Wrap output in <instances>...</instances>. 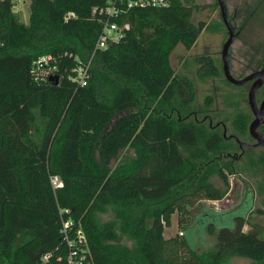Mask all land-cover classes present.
Listing matches in <instances>:
<instances>
[{"label": "trees", "instance_id": "trees-1", "mask_svg": "<svg viewBox=\"0 0 264 264\" xmlns=\"http://www.w3.org/2000/svg\"><path fill=\"white\" fill-rule=\"evenodd\" d=\"M28 1L22 21L0 0V264H65L59 229L68 217L85 234L90 264H264V221H252L264 215V149L233 162L237 143L194 118L195 79L170 63L176 45L191 48L206 26L192 20L194 0L125 8L112 21L128 27L96 50L102 22L94 9L108 0ZM45 54L56 69L37 83L32 64ZM78 60H90L85 85L68 77ZM194 62L197 81L222 76L211 57ZM237 95L245 94L226 100L235 109L230 126L250 141L251 114ZM213 103L204 97V107ZM19 114L27 127L18 132ZM235 165L255 185L229 210L198 206L191 216L198 201L226 196ZM233 210V225L215 224ZM173 213L178 230L165 236Z\"/></svg>", "mask_w": 264, "mask_h": 264}, {"label": "rangeland", "instance_id": "rangeland-1", "mask_svg": "<svg viewBox=\"0 0 264 264\" xmlns=\"http://www.w3.org/2000/svg\"><path fill=\"white\" fill-rule=\"evenodd\" d=\"M226 4V10L230 23L234 28L235 38L229 48V62L232 74L239 78L241 75L248 74L256 68L260 62H264V0H224ZM195 11L192 16L194 22L200 20L206 23L205 28L199 34L194 45L186 49L182 44L176 45L175 49L171 53L170 63L176 73L186 74L195 79L197 89V104L200 106L206 95H213L214 103L212 106L213 111L210 112L212 123L219 122V127L225 129L226 134L232 133L230 126L231 116L235 113L232 107L227 106V95L229 93L239 94L244 93L241 102L248 108L247 92L250 84H245L240 89L233 88L225 84L221 78H211L206 82L197 81L195 77V70L197 65L194 62V58L206 55L213 59L216 66L221 69V49L223 43L228 38L227 28L222 20L221 12L217 0H194ZM28 5L29 1L25 3L18 12L22 21L28 19ZM261 98L257 97L260 101ZM202 118V117H201ZM207 123L208 121L205 120ZM27 127L26 121L23 115L19 114L14 121L15 131H23ZM253 143L252 141H248ZM260 148L244 147L243 149H237L236 155H240L237 159L238 163L245 161V156L249 152H258ZM233 173L229 174V182L231 189L226 196L221 200H201L196 203V206L192 209L193 216L197 212V207H208L211 210L222 212L229 210L238 204L240 201L242 190L246 186H254L255 178H253L250 172H242L240 169L233 167ZM242 213V210L237 212ZM233 215H236V210L232 212L228 211L225 215L215 217V224L219 226H231L233 225ZM110 213L101 214L102 219L109 218ZM252 221H258L262 223L264 221V215H256ZM250 225L244 227L245 230L249 229ZM177 227V213H173L170 219V225L165 228L164 235H172ZM202 228L200 229V236H202ZM195 235L193 229H187V236L191 237ZM194 244H196V238L192 237ZM119 243H127L131 245L130 241L120 239ZM212 238L206 236L203 247L211 245ZM204 249V248H203ZM201 250V249H200ZM249 260L246 258L234 257L232 258L233 264H248Z\"/></svg>", "mask_w": 264, "mask_h": 264}, {"label": "built area", "instance_id": "built-area-1", "mask_svg": "<svg viewBox=\"0 0 264 264\" xmlns=\"http://www.w3.org/2000/svg\"><path fill=\"white\" fill-rule=\"evenodd\" d=\"M26 2L28 0H10L14 12H18L25 6ZM167 4V0H108L105 5L94 9V12L97 13L102 22V29L96 42L95 50L106 48L110 43L116 42L123 34L124 29L128 25H119L112 21V18L118 16L125 8L133 6L161 7ZM89 63L90 60L87 62H79L78 60L76 65L70 70L69 79L79 85H85L88 78ZM55 69L56 66L53 64L52 56L48 54L41 55L32 64L33 80L37 83L45 81L49 75L53 74ZM51 183L54 188L62 185L60 178L56 175L51 176ZM59 232L66 246L65 264H90L86 258L85 234L80 228H73V220L70 217L61 218ZM49 256V254H45L43 259L47 260Z\"/></svg>", "mask_w": 264, "mask_h": 264}, {"label": "water", "instance_id": "water-1", "mask_svg": "<svg viewBox=\"0 0 264 264\" xmlns=\"http://www.w3.org/2000/svg\"><path fill=\"white\" fill-rule=\"evenodd\" d=\"M217 3L220 8L222 20L228 31V38L223 43L221 49L223 73L229 82L237 86L244 85L247 81L256 78L250 85L247 92V103L254 117L249 123V133L251 137L256 140L254 146H259L264 149V137L257 130L261 124H264V98L259 104L256 100V91L264 82V67L242 78H235L231 75L229 67V48L235 38L234 28L230 23V19L228 18L225 1L217 0ZM52 79H55L57 81V76H51L50 80Z\"/></svg>", "mask_w": 264, "mask_h": 264}, {"label": "flooded vegetation", "instance_id": "flooded-vegetation-1", "mask_svg": "<svg viewBox=\"0 0 264 264\" xmlns=\"http://www.w3.org/2000/svg\"><path fill=\"white\" fill-rule=\"evenodd\" d=\"M229 67H230V62H229ZM264 67V62H260L257 66H256V68L254 69V70H252L251 72H249L248 74H250V73H252V72H254V71H257V70H260V69H262ZM220 71L222 72V76L221 77H218V78H221V79H223L224 80V82H225V84H226V82H229L228 80H227V78L225 77V75H224V73H223V69H222V67H221V69H220ZM230 72H231V69H230ZM248 74H243V75H241V76H239V78H242V77H244V76H246V75H248ZM231 75L232 76H234L233 74H232V72H231ZM235 77V76H234ZM215 78V77H214ZM213 78V79H214ZM236 78V77H235ZM256 78H254V79H251V80H249V81H247L245 84H252L253 83V81L255 80ZM230 84H232L231 82H229ZM244 84V85H245ZM232 85H234V84H232ZM244 85H240V86H237V85H234V86H237V87H241V86H244ZM264 85V82H263V84L260 86V88L262 87ZM260 88L259 89H257V91H256V100H257V97L258 98H261L260 99V101H258L257 100V103L259 104L260 102H261V100L264 98V97H262V96H260V94H259V90H260ZM213 96V95H212ZM231 96V93H229L228 95H227V97H230ZM238 96V99H240V96L239 95H237ZM198 108H199V110L198 111H196L194 114H193V116H194V118L197 120V121H204L205 122V120H207L208 122H207V124L208 125H210V126H214V125H216V126H219V122H217V123H215V124H213L212 123V119H213V117H211V115H210V112L211 111H213L214 109H212V107L211 108H206V107H204V100H203V102H202V105L200 106L199 104H198ZM248 108H249V106H248ZM234 109V108H233ZM235 110V109H234ZM202 111H204V112H202ZM200 113V117L198 116V114ZM249 113L251 114V120L254 118L253 117V114H252V112H251V110H250V108H249ZM202 117V118H201ZM251 120H250V122H251ZM262 126H264V124H261L259 127H258V132L262 135V133L260 132V128L262 127ZM232 129V128H231ZM222 131H223V135L226 137V138H230V139H232L234 142H235V144L237 143V149H243L244 147H252V148H260V149H263L262 147H259V146H254V144H255V142H256V140L253 138V137H251V135H250V133H249V126H248V134H249V136L251 137V139L252 140H250V141H252L253 143H250V142H247V140H240L237 136H236V134L234 133V131L232 130V133H230V134H226V131H225V129L223 128L222 129ZM263 136V135H262ZM264 137V136H263ZM249 141V140H248ZM259 149V150H260ZM241 155V154H240ZM240 155H236V150L234 151V152H232V153H229L228 154V156L231 158V159H233V162H236L237 161V159H239V156ZM241 157V156H240Z\"/></svg>", "mask_w": 264, "mask_h": 264}]
</instances>
